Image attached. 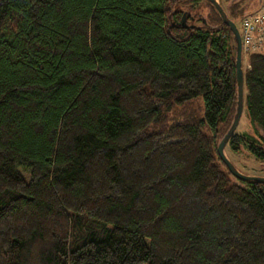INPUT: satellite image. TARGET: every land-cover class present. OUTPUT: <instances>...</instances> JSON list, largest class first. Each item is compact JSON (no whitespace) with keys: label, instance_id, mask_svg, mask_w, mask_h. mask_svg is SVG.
I'll return each instance as SVG.
<instances>
[{"label":"trees","instance_id":"1","mask_svg":"<svg viewBox=\"0 0 264 264\" xmlns=\"http://www.w3.org/2000/svg\"><path fill=\"white\" fill-rule=\"evenodd\" d=\"M246 65L226 145L264 165V42ZM236 99L206 0H0V264H264V184L217 152Z\"/></svg>","mask_w":264,"mask_h":264},{"label":"water","instance_id":"2","mask_svg":"<svg viewBox=\"0 0 264 264\" xmlns=\"http://www.w3.org/2000/svg\"><path fill=\"white\" fill-rule=\"evenodd\" d=\"M210 6H212L222 23H224L230 30L234 44H235V75H236V86H237V99H236V107H235V113L233 115L232 122L226 131V133L223 135V137L220 139L218 145H217V152L219 157L221 158L224 165L227 167L228 171L232 176L235 178L242 180V181H251L256 182L258 184H264V177L259 176H249L244 175L240 173L233 164H231L228 159L224 156V148L230 138V136L234 133L242 113L243 108V69H242V47H241V40L239 31L237 29L236 24L231 21L223 11L220 4L217 2V0H206ZM182 23L185 21V14L182 16L181 19Z\"/></svg>","mask_w":264,"mask_h":264},{"label":"rangeland","instance_id":"3","mask_svg":"<svg viewBox=\"0 0 264 264\" xmlns=\"http://www.w3.org/2000/svg\"><path fill=\"white\" fill-rule=\"evenodd\" d=\"M217 2L221 3L222 0H217ZM204 5V3H203ZM237 28L239 27L237 23ZM246 56L247 54H243L242 52V67L245 68L246 65ZM228 130V129H227ZM236 133H244L251 132V127L244 115L241 113L239 123L235 129ZM226 133V132H225ZM224 156L228 159V161L234 165V167L242 174L249 176H259L264 177V165L260 162L256 161L253 156H251L245 149L244 146L240 147L238 153L232 152L229 147L226 145L224 148ZM17 171L23 176L25 180L29 179V170L22 166H16Z\"/></svg>","mask_w":264,"mask_h":264},{"label":"built area","instance_id":"4","mask_svg":"<svg viewBox=\"0 0 264 264\" xmlns=\"http://www.w3.org/2000/svg\"><path fill=\"white\" fill-rule=\"evenodd\" d=\"M238 31L243 54L259 50L264 42V0L258 10L240 20Z\"/></svg>","mask_w":264,"mask_h":264}]
</instances>
